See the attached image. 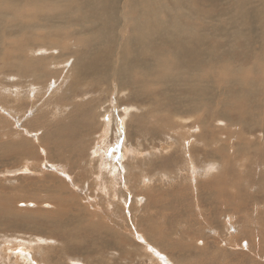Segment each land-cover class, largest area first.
Returning <instances> with one entry per match:
<instances>
[{"label": "bare ground", "instance_id": "6f19581e", "mask_svg": "<svg viewBox=\"0 0 264 264\" xmlns=\"http://www.w3.org/2000/svg\"><path fill=\"white\" fill-rule=\"evenodd\" d=\"M10 26L14 32L8 31ZM51 66H62L65 70L71 69L72 73V78L67 79L56 97V91L67 75L61 77L62 70L48 69ZM0 76H3L0 87L5 95L13 93L17 96L0 98V110H4L6 116L17 115L20 128L28 123L37 135L36 140L48 148L47 153L59 151L58 157L63 154L60 152L63 147L72 145L70 140L82 142L86 133L95 129L85 120L84 106L77 105L73 113H70L73 107L69 108L73 95L90 90L115 97L116 107L127 104L139 110L140 116L134 123L125 122L130 142L137 143L145 136L156 139L163 122H174V117L186 121L196 113L200 115L194 114L199 117L196 121L200 119L201 126L206 129L212 120L214 124L224 120L225 127L238 126L243 137L239 133L236 137L229 134L225 145L235 140L232 147L238 150V160L249 156H260L261 161L264 158V0H0ZM14 80L11 84L14 88H11L9 83ZM28 93L29 96L34 93V99L22 97ZM9 105L17 112L22 109L21 113L14 112L7 107ZM94 107L91 108L99 114L109 108L104 109L99 102ZM25 110L31 112V117H25ZM62 116L68 121L61 124L58 120L55 125H50L51 120ZM157 116L159 120L154 126L146 121L147 117ZM209 116L213 118H207ZM3 120L7 121L5 116ZM20 141L27 158L32 157L35 148L24 139ZM4 144H7V152L10 146L8 142ZM19 151L1 156L0 166L4 161L9 164L13 156L18 160L23 158ZM63 152L69 156L74 151ZM209 152H206L207 161L213 158L209 157ZM54 189L50 191L51 198L59 206L57 210L23 213L12 205L6 209L7 216L0 213V220L5 216L14 217L17 212L19 219L34 218L31 226L19 221V230H33V234L45 243L50 236L59 240V252H53L58 260L61 255L70 257L84 251L92 255L99 250H115L116 244L107 243L100 236V230L77 222L73 212L68 216L61 211L67 199H62L61 191ZM35 197L31 196L37 199ZM7 203L11 204L10 201ZM82 233L94 237L96 241H92V246L96 245L95 249L91 251L87 245L83 247L75 241ZM158 233L164 239L163 232ZM50 260L51 264H57L53 257ZM97 261L104 264L103 258ZM57 262L64 264L63 260Z\"/></svg>", "mask_w": 264, "mask_h": 264}, {"label": "rangeland", "instance_id": "374dc122", "mask_svg": "<svg viewBox=\"0 0 264 264\" xmlns=\"http://www.w3.org/2000/svg\"><path fill=\"white\" fill-rule=\"evenodd\" d=\"M8 31L15 30L10 26ZM48 69L62 70L61 77L67 75L56 91V97L67 79L72 78L71 69L65 70L62 66ZM12 70L15 71V67ZM51 82L54 83L53 80ZM14 83L15 80L9 86L14 88L11 85ZM89 91L73 95L68 100L69 108L73 107L70 112L73 113L77 105L84 106L87 114L81 118L83 120L85 116V120L90 121L95 129L88 131L82 142L70 140L72 145L69 148L75 146L76 142L83 145L71 149L63 147L67 149H61L63 154L60 157L59 151L47 153L48 148L36 140L37 135L28 123L20 128L21 124L19 126L16 122L17 115L6 116V112L0 110V157L19 150L25 156L19 160L13 156L9 159L11 165L4 161L0 166V207L5 210L0 208V213L7 216V207L13 206L23 213L39 209L46 212L57 210L59 206L51 198L50 191L55 188L61 191L62 199H67L64 201L67 204L60 210L68 213V216L73 212L77 222L100 230V236L107 243L116 244L115 250H99L92 255L85 251L79 254L74 252L70 257L60 254L58 260L53 252H59L57 248L61 242L52 236L48 239L43 236L47 239L45 243L37 234H33V230L20 231L19 221L31 226L35 219L26 216L19 219L17 212L10 217L11 220L6 216L0 220V223L3 222L0 224V264H51V257L57 264L61 260L64 264H98V258H103L104 264H264V158L261 161L260 156H249L245 160H238V150L232 147L235 142L232 138L230 145L225 146L229 134L235 137L240 134L238 126L225 127L224 120L215 124L212 120L211 126L206 129L201 126L200 119L196 121L199 117L193 113L191 120L174 117V122H163L156 139L145 136L142 141L134 143L127 139L125 122L134 123V119L140 116L137 114L139 110L127 104L116 107L115 97ZM12 94L6 96L0 87L1 99L17 97ZM29 95L22 97L34 99V93ZM68 101H65L66 104ZM97 102L104 109L109 107L106 112L99 114L91 108ZM87 110L94 111L91 112L92 116ZM24 112L25 117H31L29 110ZM4 116L7 121L3 120ZM147 118L151 126L159 120L158 116ZM58 120L62 121L61 124L68 121L62 116L51 120L50 125H55ZM22 139L35 148L32 157L27 158L20 146ZM6 142L10 146L7 152ZM223 146L226 148L223 149ZM63 150L66 154L74 152L70 153V157L67 155V159ZM206 152L213 158L207 161ZM31 194L37 199H32ZM158 231L163 232L164 239L160 238ZM82 234L75 241L78 240L83 247L87 245L91 251L95 249L96 245L92 246L96 241L94 237ZM81 240H86V243H81Z\"/></svg>", "mask_w": 264, "mask_h": 264}]
</instances>
